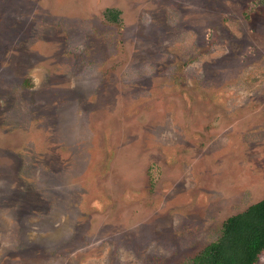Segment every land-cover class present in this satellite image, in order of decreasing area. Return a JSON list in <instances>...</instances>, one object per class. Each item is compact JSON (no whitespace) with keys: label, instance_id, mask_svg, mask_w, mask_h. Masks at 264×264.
I'll list each match as a JSON object with an SVG mask.
<instances>
[{"label":"rangeland","instance_id":"374dc122","mask_svg":"<svg viewBox=\"0 0 264 264\" xmlns=\"http://www.w3.org/2000/svg\"><path fill=\"white\" fill-rule=\"evenodd\" d=\"M262 199L264 0H0V264H187Z\"/></svg>","mask_w":264,"mask_h":264},{"label":"trees","instance_id":"16d2710c","mask_svg":"<svg viewBox=\"0 0 264 264\" xmlns=\"http://www.w3.org/2000/svg\"><path fill=\"white\" fill-rule=\"evenodd\" d=\"M264 249V199L222 224L220 237L187 264H256Z\"/></svg>","mask_w":264,"mask_h":264},{"label":"flooded vegetation","instance_id":"af4514ba","mask_svg":"<svg viewBox=\"0 0 264 264\" xmlns=\"http://www.w3.org/2000/svg\"><path fill=\"white\" fill-rule=\"evenodd\" d=\"M109 12V11H108ZM263 200V199H262ZM261 201V200H260ZM256 204V203H255ZM253 205V204H252Z\"/></svg>","mask_w":264,"mask_h":264}]
</instances>
